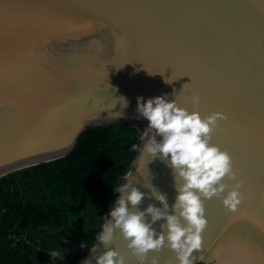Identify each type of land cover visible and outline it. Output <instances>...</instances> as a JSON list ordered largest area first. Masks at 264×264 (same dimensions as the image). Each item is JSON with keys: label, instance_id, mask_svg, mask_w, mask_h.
<instances>
[{"label": "water", "instance_id": "water-1", "mask_svg": "<svg viewBox=\"0 0 264 264\" xmlns=\"http://www.w3.org/2000/svg\"><path fill=\"white\" fill-rule=\"evenodd\" d=\"M0 7V176L63 157L91 125L124 122L141 133L148 121L136 97L168 93L202 117L226 114L210 142L230 154L236 173L203 201L207 223L193 264H264V0H0ZM140 156L138 149L121 184ZM237 180L241 200L230 210L222 198ZM148 184L175 202L172 169L159 157L137 173L134 185L151 193ZM149 203L161 206L146 195L138 207ZM93 245L73 264H95L105 246ZM110 246L125 264H139L118 229ZM153 256L177 261L166 244L144 264Z\"/></svg>", "mask_w": 264, "mask_h": 264}, {"label": "clouds", "instance_id": "clouds-1", "mask_svg": "<svg viewBox=\"0 0 264 264\" xmlns=\"http://www.w3.org/2000/svg\"><path fill=\"white\" fill-rule=\"evenodd\" d=\"M165 82L172 81L165 79ZM168 96L164 93L147 99L136 97V111L148 121L141 132L143 145L131 146L133 150H140L141 163L132 179L114 189L119 195L101 231L96 233V239L105 247L94 257L95 264H125L123 254L117 247L110 246L117 229L139 264H144L150 251H157L165 244L175 251L176 264H193L192 253L201 248V232L207 223L204 199L224 192L227 185L222 180L225 176L236 179L229 153L210 142L212 131L219 120L227 118L226 114L214 112L202 117L197 111L190 112L179 106ZM198 101L199 98L193 96L194 104ZM124 106H127L126 100ZM149 157H159L172 169L177 194L171 206L167 193L151 184L147 185L152 188L151 193H145L134 185L137 173ZM177 178L182 182H177ZM240 186L237 180L235 187L223 196L226 208L234 210L240 203ZM146 195L154 196L161 206L149 203L141 210L138 206ZM161 219L164 223L157 231L153 225ZM84 246L81 242L80 247ZM96 247L92 245L90 250L95 252ZM49 255L51 258L63 256V250H52ZM82 264H93V259L85 258ZM151 264H159L158 258L153 256Z\"/></svg>", "mask_w": 264, "mask_h": 264}, {"label": "trees", "instance_id": "trees-1", "mask_svg": "<svg viewBox=\"0 0 264 264\" xmlns=\"http://www.w3.org/2000/svg\"><path fill=\"white\" fill-rule=\"evenodd\" d=\"M140 137L129 123L91 125L63 157L0 176V264H73L84 256ZM52 250L63 256L51 258Z\"/></svg>", "mask_w": 264, "mask_h": 264}, {"label": "snow or ice", "instance_id": "snow-or-ice-1", "mask_svg": "<svg viewBox=\"0 0 264 264\" xmlns=\"http://www.w3.org/2000/svg\"><path fill=\"white\" fill-rule=\"evenodd\" d=\"M9 7H11V5H9ZM3 40H4V33H3V7H0V47H2V45H3Z\"/></svg>", "mask_w": 264, "mask_h": 264}]
</instances>
